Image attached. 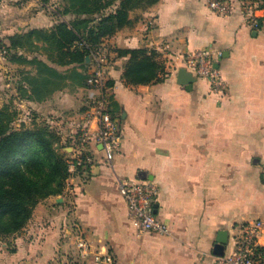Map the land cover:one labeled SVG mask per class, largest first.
I'll use <instances>...</instances> for the list:
<instances>
[{
    "label": "crops",
    "instance_id": "0c3cea01",
    "mask_svg": "<svg viewBox=\"0 0 264 264\" xmlns=\"http://www.w3.org/2000/svg\"><path fill=\"white\" fill-rule=\"evenodd\" d=\"M11 1L17 0H0L5 44L7 36L61 21L31 14L30 0L20 9ZM230 1L234 12L219 15L206 0H158L131 11V24L105 40L109 107L119 122L121 146L108 166L96 145L88 170L75 171L62 194L43 199L20 231L0 239V264H72L69 256L74 264H108L96 263L94 252L108 253L110 264H214L218 231H227L223 253H231L247 221L260 219L264 226V26L251 29L240 14L242 0ZM256 4L260 20L264 10ZM208 48L221 52L214 64L222 90L214 92L206 78L196 77L190 89L178 84L182 57ZM117 49L154 50L163 80L127 83L130 56H119ZM17 52L32 57L24 48ZM39 52L59 72L68 68ZM85 97L84 86L75 85L41 103L22 100L39 105L43 119L71 142L65 148L72 158ZM136 178L157 185L152 210L169 234L137 235L118 192L120 180ZM75 223L89 242L85 255L74 243ZM259 242L264 247V230Z\"/></svg>",
    "mask_w": 264,
    "mask_h": 264
},
{
    "label": "trees",
    "instance_id": "16d2710c",
    "mask_svg": "<svg viewBox=\"0 0 264 264\" xmlns=\"http://www.w3.org/2000/svg\"><path fill=\"white\" fill-rule=\"evenodd\" d=\"M256 1V0H255ZM264 10V0H257ZM158 0H65L62 14L70 16L51 29L33 28L8 36L1 46L8 53L19 48L44 50L48 60L67 66L59 72L55 67L34 56L19 55L18 60L36 67V73L25 75L17 92L29 101H44L65 86H85L90 53L85 44L95 48L118 30L131 24L129 14L148 8ZM264 26V16L259 28ZM41 43V44H39ZM0 47V48H1ZM119 56L129 55L123 77L129 84H149L159 78L162 65L156 52L146 49H117ZM69 81L67 83L66 81ZM14 112L0 108V239L20 231L29 221L36 205L43 199L63 193L70 154L63 151L71 145L49 123L13 125ZM78 167L76 171H86Z\"/></svg>",
    "mask_w": 264,
    "mask_h": 264
},
{
    "label": "built area",
    "instance_id": "2783aa9c",
    "mask_svg": "<svg viewBox=\"0 0 264 264\" xmlns=\"http://www.w3.org/2000/svg\"><path fill=\"white\" fill-rule=\"evenodd\" d=\"M208 8L219 15L234 12V4L230 0H206ZM259 7L255 0H242L241 17L253 30L259 29ZM89 69L85 81L86 104L83 122L80 125L76 142V154L68 160L70 176L78 167L93 163V149L100 146L103 161L111 166L114 155L121 146V130L118 120L112 115L109 107L110 87L106 77L109 49L105 45L92 48L88 44ZM221 55L220 51L198 49L182 57L184 68L198 78H206L214 92H220L224 82L214 59ZM264 184V172H263ZM118 192L126 203L128 215L136 233L167 235L170 233L166 223L159 220L152 210L158 194L157 185L148 179H123L118 182ZM264 230L260 219L247 221L240 235L235 239V248L231 253L214 256V264H264V247L259 239ZM74 243L82 254L89 253V242L78 224L73 225ZM96 263L112 262L108 253H91Z\"/></svg>",
    "mask_w": 264,
    "mask_h": 264
},
{
    "label": "rangeland",
    "instance_id": "374dc122",
    "mask_svg": "<svg viewBox=\"0 0 264 264\" xmlns=\"http://www.w3.org/2000/svg\"><path fill=\"white\" fill-rule=\"evenodd\" d=\"M30 1H31L30 3L31 5L28 10H30V13L34 14V16L41 15L40 16L41 18H43V16L45 17L48 16L52 18V21H55V20L63 21V20H68L70 18V16H65L64 14H62L63 8L65 6V0H30ZM25 2L26 0L11 1V3H13L12 5L13 6L16 5L18 9H20V7H22ZM51 28L52 27H49V28L41 27V29H46V30L47 29L49 30ZM105 40L100 45H105L109 49L108 45L104 43ZM3 44H4V41L0 40V47L3 46ZM23 48L26 53H29L28 55L32 56L31 58L35 56L33 54L35 50H28L26 46ZM36 52L38 53V55L36 56L39 58L40 52L39 51H36ZM8 55L9 57L16 58L15 62L16 64H20V66H17V67L12 66L11 63L9 62L12 60L8 59L7 52L3 51L2 47L0 48V108L6 107L8 108L10 113L14 112L13 125L16 128H18L20 124H25L29 126L33 122H36V123L37 122L40 123L42 121L46 122V120L43 119L42 111L41 109H39V105L33 106V105L28 104L27 102H25V100H22L25 98H22L16 90L17 89L16 85L18 83L19 76L21 75L25 76V75L31 74L29 73V69L28 70L24 69L28 67L27 64L22 63L20 60L17 59L19 58V55L24 56V57H27V56L17 51L15 52L13 50H11L8 53ZM108 61H109V58H108ZM20 68L21 69L23 68V74L20 73V70H21ZM41 102H37V103H41ZM84 106H85V98L81 104L82 108ZM83 115H84V112H83ZM69 130L70 129H68V131ZM63 151H66V150H63ZM69 261L70 262L72 261L71 263L74 264V257L69 256Z\"/></svg>",
    "mask_w": 264,
    "mask_h": 264
},
{
    "label": "water",
    "instance_id": "95a60500",
    "mask_svg": "<svg viewBox=\"0 0 264 264\" xmlns=\"http://www.w3.org/2000/svg\"><path fill=\"white\" fill-rule=\"evenodd\" d=\"M89 62V57L86 58ZM217 68V64H214ZM196 81V77L193 76L191 72H189L186 68L181 67L177 70V83L183 86H186L187 89H190L193 82ZM66 150L67 149H63ZM144 177V176H142ZM228 242V233L226 230H220L217 233L216 244L214 245L213 252L215 255L223 254V247Z\"/></svg>",
    "mask_w": 264,
    "mask_h": 264
}]
</instances>
